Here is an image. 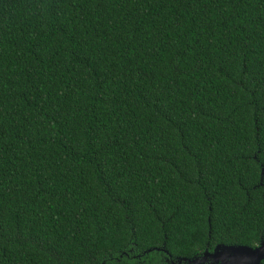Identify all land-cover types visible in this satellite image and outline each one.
Wrapping results in <instances>:
<instances>
[{"label":"trees","instance_id":"trees-1","mask_svg":"<svg viewBox=\"0 0 264 264\" xmlns=\"http://www.w3.org/2000/svg\"><path fill=\"white\" fill-rule=\"evenodd\" d=\"M263 236L264 0H0V264Z\"/></svg>","mask_w":264,"mask_h":264},{"label":"water","instance_id":"water-1","mask_svg":"<svg viewBox=\"0 0 264 264\" xmlns=\"http://www.w3.org/2000/svg\"><path fill=\"white\" fill-rule=\"evenodd\" d=\"M207 258L226 264H259L264 258V236L254 247L248 246H216L212 252H204L200 260H188V263H201ZM185 261V259H181ZM179 263V261H178Z\"/></svg>","mask_w":264,"mask_h":264},{"label":"rangeland","instance_id":"rangeland-1","mask_svg":"<svg viewBox=\"0 0 264 264\" xmlns=\"http://www.w3.org/2000/svg\"><path fill=\"white\" fill-rule=\"evenodd\" d=\"M201 256H202V255H201ZM201 256L198 257V258H195V259H197V260L199 259V260H200ZM195 259H193V260H195ZM190 264H191V263H190ZM192 264H193V263H192ZM195 264H196V263H195ZM197 264H226V263H221L220 260L213 261V260L207 258L204 262L197 263ZM231 264H232V263H231Z\"/></svg>","mask_w":264,"mask_h":264}]
</instances>
